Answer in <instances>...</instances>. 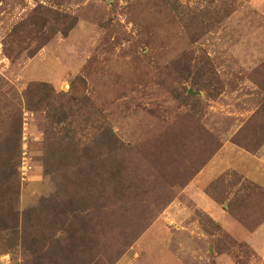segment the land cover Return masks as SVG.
<instances>
[{
    "label": "rangeland",
    "instance_id": "374dc122",
    "mask_svg": "<svg viewBox=\"0 0 264 264\" xmlns=\"http://www.w3.org/2000/svg\"><path fill=\"white\" fill-rule=\"evenodd\" d=\"M263 179L264 0H0V264H264Z\"/></svg>",
    "mask_w": 264,
    "mask_h": 264
},
{
    "label": "crops",
    "instance_id": "0c3cea01",
    "mask_svg": "<svg viewBox=\"0 0 264 264\" xmlns=\"http://www.w3.org/2000/svg\"><path fill=\"white\" fill-rule=\"evenodd\" d=\"M251 179H253V178H251ZM264 180V179H263ZM263 184V183H262ZM202 203H204L202 206H201V208L205 211V212H207L208 214H209V216H211L213 219H215V217H214V215H215V206L212 204V203H210L209 201H206V202H202ZM216 216V218L217 219H215V222L216 223H218L219 225H221L222 226V228H224V229H226L227 231H229V232H231L232 231V229H234V222L232 221V219H230V217L228 216V215H222V218L223 219H220L219 217H218V215H215ZM229 221L231 222V223H229ZM233 222V223H232ZM226 224H230V227H228ZM264 225V221L262 222V224L260 225V226H263ZM236 229H238V227H235Z\"/></svg>",
    "mask_w": 264,
    "mask_h": 264
},
{
    "label": "trees",
    "instance_id": "16d2710c",
    "mask_svg": "<svg viewBox=\"0 0 264 264\" xmlns=\"http://www.w3.org/2000/svg\"><path fill=\"white\" fill-rule=\"evenodd\" d=\"M46 202L48 203V202H53V199H49V200H46ZM79 210V209H78ZM76 212H79V211H77V209L75 210ZM71 212V211H70ZM77 218H78V216H77ZM59 222H61V220L59 221ZM61 230H63V229H61V227H58V229H57V231H61Z\"/></svg>",
    "mask_w": 264,
    "mask_h": 264
}]
</instances>
